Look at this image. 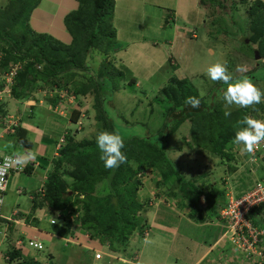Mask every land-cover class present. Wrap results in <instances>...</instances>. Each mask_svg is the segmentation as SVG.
<instances>
[{
    "label": "trees",
    "instance_id": "1",
    "mask_svg": "<svg viewBox=\"0 0 264 264\" xmlns=\"http://www.w3.org/2000/svg\"><path fill=\"white\" fill-rule=\"evenodd\" d=\"M42 1L8 0L0 7V74L10 63L20 62L22 68L12 88L14 98L33 100L32 115L38 105H47L52 114L63 108L66 115L55 112L60 121H64V116L76 126L75 131L66 132L64 142L58 141V156L47 176L45 192H39L36 203L40 209L61 211V222L52 224L56 232L67 237L78 228L109 246L111 251L125 254L130 239L138 233L143 234L147 227L145 211L151 197L142 198L139 192L148 176L154 178L158 190L156 197L160 200H177L180 206L191 208V217L202 222L205 220L202 217L204 209L218 216V210L227 206L228 191L217 187L210 176L234 170L241 155L232 143L237 130L234 126L245 115L263 120L264 102L247 109L235 105L225 107L218 95V90L225 86L218 85L214 90L202 93L200 87L190 83L185 73L178 75L180 70L175 69L168 85L148 104L118 110L115 94L121 87L134 88L137 80L126 65L117 68L107 61L119 47L114 25L116 0H77L78 7L62 22L64 32L71 37L70 42L60 39L59 35L34 29L32 16ZM226 4L229 10L225 9ZM240 4L247 7L246 33L240 41L244 44L246 38L249 39L250 45H256L259 55L264 58L263 1L200 0V6L214 18V23L216 19L228 16L226 12L231 8L238 9ZM164 13L166 27L173 22H170L169 14ZM96 58L101 59L100 68L92 66ZM260 59H253L254 63L249 66L254 70L264 67V61ZM250 74L248 70L238 76ZM89 96L94 101L95 116L90 132L80 137L78 135L87 127L82 120L90 114L83 108L84 100ZM189 96L201 100L200 108L185 105ZM70 98H73L72 103ZM225 112L231 114L225 116ZM126 115L131 116V120ZM136 116L143 119L134 122ZM136 124H142L143 128H133ZM102 131L117 132L124 139L121 151L127 161L118 168L106 169L99 158L96 136ZM26 135L27 131L18 125L17 142L31 147L32 142ZM185 148L189 153L195 151L207 157L218 173L209 166L207 170L211 171L207 173L184 174V166L173 153L185 154V161L189 163L192 159L187 160ZM248 156L249 166L257 169L254 174L252 169L247 171L246 177L240 175L242 189L234 191L237 198L264 177V165H261L264 153L256 156V161ZM26 170L29 172V168ZM245 180H248L246 184L243 183ZM218 217L222 219L221 215ZM247 217L258 232L264 230V204L254 207ZM258 246L263 247L264 252V237L260 238ZM7 254L13 264H56L26 256L25 249L18 247L16 242L10 244ZM262 260L257 258L255 262L264 264V258ZM247 264L253 263L247 261Z\"/></svg>",
    "mask_w": 264,
    "mask_h": 264
},
{
    "label": "crops",
    "instance_id": "2",
    "mask_svg": "<svg viewBox=\"0 0 264 264\" xmlns=\"http://www.w3.org/2000/svg\"><path fill=\"white\" fill-rule=\"evenodd\" d=\"M44 1H42L32 16L34 29L41 33L50 32L56 36L59 35L60 39L67 41L68 34L64 32L65 27L62 22L70 11L78 7L77 0L45 1V4L49 5L46 8L42 7ZM129 1L131 0H116L114 24L118 31V40L128 43L127 48L130 50L125 51L119 45L118 49L122 52L121 54L128 56L130 52L139 51L141 52L140 57L145 60L147 57V60L151 62L149 69L147 65H143L148 70L145 77H137L139 75L135 71L133 73L139 79L137 81L142 85L143 79L151 80L155 74L157 75L159 71H163L166 68V64L169 63L167 60L170 57L172 58L173 53L177 51V48L169 46H172V44L161 40L159 30L161 29L163 32L164 28L171 27L172 24L176 26L177 30L180 29V25H177L176 16L177 14L180 15V12L184 9L182 4H186V7H192L193 12H198L197 17L194 16L193 19L195 22L200 21V25L204 24L206 20V11L200 6V0H153V2L149 3V6L151 8L158 7V19L152 18V12L147 11L148 8L145 6L144 11L134 17L136 27L135 32H133L128 28L129 19H127L128 14L126 13L127 2L128 6H131ZM140 1L136 0L138 6ZM261 1L264 2V0ZM55 4L58 7L55 8ZM160 8L174 11V18L170 19V22L173 23L168 24L166 27L165 13L162 10L160 11ZM37 11H40V14ZM200 12L203 15L202 17ZM124 13L125 15H122ZM187 17L189 19V16ZM51 21L55 22L54 26H52ZM191 22L195 24V22ZM184 25L186 26V24ZM148 32L150 35H148ZM60 33L63 34L61 35ZM153 34H156V37H153ZM192 38L197 39V37ZM164 46H167L168 49L162 48ZM207 49L213 52L212 49ZM156 51L157 53H154ZM154 55L155 59L152 58ZM120 58L125 62L124 65L129 66L125 59ZM183 60L185 61L186 59L184 58ZM154 61L158 63L156 69L151 68L154 66ZM142 62L144 63L143 59ZM28 101L27 98L21 100L13 98L2 104L4 114L20 116L21 126L27 131V139L32 142V145L31 147H25V145L19 144L16 134L8 133V137L4 136L3 133H6L4 129V132L0 131V143L8 141V143L15 145L12 149V155L17 152H32L35 154V158L24 165L25 169L23 171H15L10 177L2 209V214L7 219L0 221V264H8L6 258L9 256L7 253L10 244L18 240L40 241L44 245L43 251L32 248L24 249L26 256L33 257L43 263L53 262L58 264V262H61L62 264H70L67 263V259H64L66 246L70 244L73 245L71 251H81L82 254H89L90 261L85 264H102L99 261H103V264H246L243 259L237 258L234 248L228 242L220 241L222 236L221 227L223 225V220L218 217L221 215L220 210H218L219 215H215V217L211 212H207V209H204L202 217H205V220L202 222L195 217H191L192 211L190 207L180 206L177 200L175 201V206L170 201L160 200L158 197L153 200L154 204L152 201L146 206L147 227L145 232L143 234L138 233L131 238L132 240L125 254L111 251L109 246L90 239L85 232L80 231L78 228L73 232L79 234L81 239H74L71 234L67 237H62L64 235L57 233L55 227L51 224L52 219H56L58 221L57 224L61 222V219H58V212L61 211L53 212L46 207L40 209L36 207V203L39 201L41 194L39 192L44 188L48 174L53 170V160L58 156V141L66 132L69 134L70 131H75L76 126L71 124L69 119H65L64 116H62V119L64 121L67 120L66 125L60 123L57 124V128L54 127V123L57 122H53L50 119L41 123L36 119V112H39L40 109H45L49 112L48 106L38 105L35 108L36 112L32 115L33 110H30L29 105L34 102ZM90 123V121L88 124L86 122L89 128L84 129L87 134L90 132ZM1 150L3 151L0 144ZM4 150L5 155H11L6 153L9 151ZM238 161L235 168L232 166L234 168L233 171H223L222 174L216 177L210 176L212 182L222 190L227 189L228 184L231 188H234L233 191L235 192L237 189H242V182L240 184L239 179L240 174L250 169L253 172L254 169L253 166L248 164V155H240V160ZM261 165H264L263 157ZM27 168H29V172L26 170ZM224 168L226 167H222V169ZM10 195L12 200L10 199L11 202L6 206ZM145 197L149 198L150 196L146 195ZM201 229H206V232L201 233ZM213 232L214 234H212ZM70 238L76 240V243L67 244L65 240ZM93 250L102 252V259L96 260L95 251ZM82 254L80 262L86 261ZM63 260H65V263H63ZM105 261L107 262L104 263Z\"/></svg>",
    "mask_w": 264,
    "mask_h": 264
},
{
    "label": "rangeland",
    "instance_id": "3",
    "mask_svg": "<svg viewBox=\"0 0 264 264\" xmlns=\"http://www.w3.org/2000/svg\"><path fill=\"white\" fill-rule=\"evenodd\" d=\"M45 1L48 2L49 0H45ZM45 1L43 2L42 7L44 8H46L47 6L49 7V5L45 4ZM151 2H153V0H141L139 3V6L136 4V0L129 1L131 6H128V2H127L126 13L128 14L127 19H129L128 28L131 31L135 32L136 21L134 20V17L140 12L144 11L145 6L148 8L147 11L152 12V18H156L155 20L158 19V14H159L158 7L151 8L149 6V3ZM7 3H8V0H0V7ZM182 5L184 9L180 12V15L177 14L176 16L177 25H180V29L177 30L176 26L172 24L171 27L164 28L163 32L161 29L159 30L161 34V40L163 42H168L169 44H172V46L169 45L170 47L177 48L176 53H173V56H172L173 59L170 57V59L167 60V62L169 61V63L166 64L165 62L166 68L163 71H159L157 75L155 74V76H153L151 80L143 79L142 85L140 84L139 81H137V84L135 85L134 88L121 87V89L117 91V93L114 96V99L117 100L116 109L120 110V109H123L124 107L130 110L131 108L133 109V107H135L136 105L142 106V105L148 104L152 100V97L158 95L159 91L163 89L166 85H168L172 77H174L175 75V69L180 70L178 75H180L181 72L185 73V76L190 80V83L196 85L197 87H200L201 92L204 91L206 93L207 90L212 91L216 88V86L223 85L221 82H213L205 75L207 67L216 62H221V63L226 64L229 71L233 74L234 78L240 77L238 76L240 73L235 71L236 66L237 65L244 66L247 69V71L250 70L251 72V74L247 77L250 78L259 89L264 91V67H261L260 69L257 68L256 70H254L253 67L249 66L254 63L255 52L258 51L256 49L257 46L250 45V42H247L249 41V39L247 38L245 40L246 43L244 44H242L240 41V39H242L245 36L244 33H246V30L244 29V25L246 24L245 15H246L247 7L240 4L238 5V9L236 7L234 9L231 8L230 11L226 12V14L229 13L228 16L226 15L225 17H221V20L216 19L215 23H214V18L211 15H209L208 12L206 11V17L204 16L206 20L204 24L200 25V21L195 22L193 19L194 16L197 17L198 12L197 11L193 12L192 7H186V4H182ZM56 7L58 6L55 4V8ZM67 7L69 6L67 5ZM50 8L54 12L57 13V11H55V9L52 8V6H50ZM225 9L229 10L228 4H226ZM161 10L163 12H167L171 20L174 18V11L160 8V11ZM37 13L40 14V11H37ZM122 15H125V13ZM187 16H189V19ZM200 16L201 17L203 16L201 12H200ZM191 21L195 22V24H193ZM51 23H52V26H54L55 22L51 21ZM184 24H186V26ZM148 35H150L149 32H148ZM153 37H156V34ZM192 37H197V39H193ZM66 40L70 42L71 37L68 35ZM118 42H119L118 44L121 45L120 47L122 49H124L125 51H130L127 48L128 43H125V41L123 40H118ZM162 48H164L165 50L168 49L167 46H164ZM207 48L212 49L213 52L209 51ZM121 53L122 52H120L119 49H116L113 52V54L108 58L107 61H111L116 65L117 68H121V66L125 64V62L120 58L122 57L123 59L126 60L127 64L129 65L127 66V68L130 71H132V73H134L135 71L139 75L137 77H145L148 70L147 68H144L143 65H147L149 69L150 64H151V62L147 60V57L145 56L146 60L140 57L141 52L139 51H135L134 53L130 52L128 56H125ZM154 53H157V51ZM152 58L155 59V55ZM182 58L183 59L185 58L186 60L184 61ZM142 59L144 60L145 64L142 62ZM96 60L97 61L92 66L95 68L96 67L100 68L101 59L99 60V58H96ZM260 60L264 61V58H261ZM157 67H158V63L154 61V66H152L151 68L156 69ZM137 77H135V79L139 80ZM223 86L226 87V85H223ZM51 98L53 97L51 96ZM139 101H142V102H139ZM262 102H264V98H262ZM93 104H94V101L92 97L89 96L85 98L83 108L87 110V113L89 112L90 114L87 115L86 113L87 119L85 118V120H82V121L83 122L86 121L87 124L90 121L91 126H92L93 119L95 116V112L93 110ZM232 106L225 105V107H228V108ZM55 114H56L55 112L52 114L50 112H47L45 109H40L39 112L37 113L36 119H38L41 123H44V121H47L49 119L53 122H57V123H54V127H56L57 124H60V123L61 124L64 123L66 125L67 120L64 122L60 121L58 115L57 114L55 115ZM126 117L127 119L131 120V116L126 115ZM142 119L143 118L141 116L140 117L136 116V118H133L134 122H140ZM262 121H264V119ZM80 126L81 125H78V128H80ZM3 128L4 126L0 125V131L4 132ZM86 128H89V125ZM133 128H143V127H142V124L140 125L136 124V126ZM3 134L6 137L9 136L8 133H5V132ZM86 134L87 133L83 132L82 134L78 136L83 137ZM0 144H1V148L3 149V151L2 150L0 151V156L5 155L4 149H6V151H9L6 153H9L11 155L13 154L12 149L14 148L15 145L8 143V141L1 142ZM184 150L185 151L183 152L186 153L187 160H189V158L192 159L190 160L189 163L188 161H185L186 159L185 154L184 155L181 154L179 156V155H176L177 153H173L174 157H176L175 159L181 162L182 166H184L183 167L184 169L182 171L184 174H187V175L197 174L201 171H204L207 173L211 171V170H207L209 166H211V169H214V167H212L213 166L212 163L210 164V161L204 155L198 154L195 151L193 153L192 152L189 153V150L186 148ZM188 168H190V170H188ZM187 170L190 172H188ZM214 171H215V174L218 173L217 168H215ZM246 173H247L246 171H243L242 174L240 175H242V177H246L247 176ZM220 174L222 173L220 172ZM239 179H240V176H239ZM144 180H145V183L141 191L139 192V194L143 198L146 195L150 196L151 202H152L153 200H155V198H157L156 197V193H157L156 182L154 178H152V176H148ZM247 181L248 180H245L243 183L246 184ZM198 184L200 185L201 182H199ZM10 199H11V195L7 199L6 206L8 205V203L11 202L12 199L11 200ZM171 203L175 205V202H171ZM153 204H154V201H153ZM221 229H222V232H221V235H222L226 231V228L224 225H222ZM203 232H206V229L205 230L201 229V233ZM212 234H214V232ZM71 237L74 239H78V238L81 239L80 235L75 232L71 234ZM131 240L132 239H130V241ZM229 245L231 244L229 243ZM72 246L73 245H70V244L66 246V252L64 253V259L68 260L67 263L85 264L88 261H90L89 254L88 255L82 254L81 251L80 252L71 251ZM4 248H6V246H4ZM81 254H82V257L86 259V261L80 262ZM99 262H102L103 264V261H99ZM106 262L107 261H105L104 263ZM63 263H65V260H63ZM58 264H62V263L58 262Z\"/></svg>",
    "mask_w": 264,
    "mask_h": 264
},
{
    "label": "built area",
    "instance_id": "4",
    "mask_svg": "<svg viewBox=\"0 0 264 264\" xmlns=\"http://www.w3.org/2000/svg\"><path fill=\"white\" fill-rule=\"evenodd\" d=\"M20 68L21 66L19 63H11L8 68L0 74V106L6 99L12 96L15 77ZM69 101L72 103L73 98H70ZM55 112L60 115H66V111L63 108L61 110H56ZM18 124V117L10 114H0V125L4 126V130L14 133ZM66 135L67 133L61 137L60 142H64ZM260 153H264V142L261 143V146L256 150L254 156L250 155V157L253 161H256V156ZM12 157L13 156L6 155L0 158V218H6V216L2 214L1 209L4 205L5 193L8 189L11 174L23 168L14 164L11 159ZM255 171L256 169H254L253 172ZM226 190L228 191L227 206L221 211V218L223 220V225L226 227V231L221 236L220 241L230 243L232 248H234V253H236L238 259H243L245 262L251 261L253 264H257L255 262L257 258L260 260L264 258L263 247L258 246L260 238L264 237V230L258 232L253 226L251 220L247 217V214L254 207L264 204V177L261 181L255 184L249 192L239 198L235 196L229 184ZM40 192L44 194L45 189L42 188ZM60 213L61 212L58 214V219L61 217ZM72 220H75V218L72 217ZM57 222L56 219L51 220V224H57ZM85 234L90 237L88 233ZM90 239L92 238L90 237ZM65 242L67 244L76 243V240L70 238L66 239ZM16 245L18 247H29L35 250L44 249L43 244L38 240H18ZM93 251H95L96 260L102 259V252L96 250ZM7 259L9 260V258ZM259 264H262V262Z\"/></svg>",
    "mask_w": 264,
    "mask_h": 264
},
{
    "label": "clouds",
    "instance_id": "5",
    "mask_svg": "<svg viewBox=\"0 0 264 264\" xmlns=\"http://www.w3.org/2000/svg\"><path fill=\"white\" fill-rule=\"evenodd\" d=\"M19 64L22 68V64L20 62ZM235 71L239 73H245L247 69L242 65H237ZM205 75L213 82H221L223 85H226V87H222L218 90V95L223 100L226 106L235 105L239 108L247 109L254 105L260 104L262 102V98H264V91L259 89L250 78H248L247 76L234 78L233 74L229 71L227 65L224 63L216 62L211 64L207 67ZM13 98L14 96L12 93V96L6 99L5 102ZM32 101L33 100H30L28 102ZM184 103L186 106H189L192 109H198L201 106V100L195 96L187 97ZM32 105H34V103L29 105V107ZM3 111L4 110L2 109L1 105L0 114L6 115L3 113ZM230 114V112H225V116H228ZM14 116L19 118L18 125H21L20 116ZM234 127H236L237 130L235 131V136L232 140V143L238 147L241 155L254 156L256 150H258L261 146V143L264 142V121L252 118L249 115H245L241 120L237 122V125H235ZM6 133L16 134V131L14 133L6 131ZM96 144L100 152L99 158L103 162V165L106 169L118 168L122 163H125L127 161L126 155L121 151V149H123L124 147V139L117 132H99L96 136ZM9 156H13L11 159L14 164L23 167L21 170L19 169V171H23L25 169L24 165H26L29 161L34 160L35 158V154L32 152H17L14 155ZM4 219L7 218L1 217L0 221ZM7 258H9V260ZM7 258L6 261L8 262V264H13V262L10 260V257L8 256Z\"/></svg>",
    "mask_w": 264,
    "mask_h": 264
},
{
    "label": "water",
    "instance_id": "6",
    "mask_svg": "<svg viewBox=\"0 0 264 264\" xmlns=\"http://www.w3.org/2000/svg\"><path fill=\"white\" fill-rule=\"evenodd\" d=\"M247 42H249V41H247ZM255 58H256V60H259L260 59V55H259V52L258 51L255 52Z\"/></svg>",
    "mask_w": 264,
    "mask_h": 264
}]
</instances>
